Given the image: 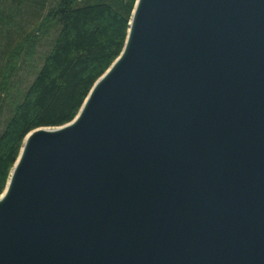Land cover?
<instances>
[{
    "label": "water",
    "instance_id": "95a60500",
    "mask_svg": "<svg viewBox=\"0 0 264 264\" xmlns=\"http://www.w3.org/2000/svg\"><path fill=\"white\" fill-rule=\"evenodd\" d=\"M130 25L75 119L26 136L0 264H264V0Z\"/></svg>",
    "mask_w": 264,
    "mask_h": 264
},
{
    "label": "trees",
    "instance_id": "16d2710c",
    "mask_svg": "<svg viewBox=\"0 0 264 264\" xmlns=\"http://www.w3.org/2000/svg\"><path fill=\"white\" fill-rule=\"evenodd\" d=\"M136 1L43 0L41 8L47 9L42 27H54L56 36L0 134V196L25 137L35 129L73 121L94 84L121 55ZM30 40L29 32L25 42Z\"/></svg>",
    "mask_w": 264,
    "mask_h": 264
},
{
    "label": "rangeland",
    "instance_id": "374dc122",
    "mask_svg": "<svg viewBox=\"0 0 264 264\" xmlns=\"http://www.w3.org/2000/svg\"><path fill=\"white\" fill-rule=\"evenodd\" d=\"M42 2L0 0V134L14 105L32 84L56 36L54 27H42L47 9L41 8ZM29 32L34 42H25ZM22 42L23 49L22 46L17 49ZM15 49L17 58L12 57Z\"/></svg>",
    "mask_w": 264,
    "mask_h": 264
},
{
    "label": "bare ground",
    "instance_id": "6f19581e",
    "mask_svg": "<svg viewBox=\"0 0 264 264\" xmlns=\"http://www.w3.org/2000/svg\"><path fill=\"white\" fill-rule=\"evenodd\" d=\"M135 8V7H134ZM134 11V10H133ZM132 16H133V12H132ZM131 19H132V17H131ZM130 24H131V21H130ZM131 33V25H130V27H129V30H128V35H127V40H126V43H127V41H128V37H129V34ZM125 43V44H126ZM125 47V46H124ZM26 138V137H25ZM25 140V139H24ZM26 142V141H25ZM24 146H25V143H23V147H22V149H21V151H20V153L22 152V150H23V148H24ZM19 156H20V154H19ZM14 169V168H13ZM12 171H14V170H12ZM12 177H13V175H12V172H11V175H10V178H9V180H8V183H7V188L10 186V184H11V181H12ZM9 185V186H8ZM7 188H6V190H7ZM4 193V192H3ZM5 196V194H3L2 196H0V200L3 198Z\"/></svg>",
    "mask_w": 264,
    "mask_h": 264
}]
</instances>
